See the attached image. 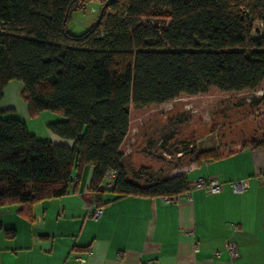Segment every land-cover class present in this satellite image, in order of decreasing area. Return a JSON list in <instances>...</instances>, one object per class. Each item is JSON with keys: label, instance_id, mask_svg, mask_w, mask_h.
Masks as SVG:
<instances>
[{"label": "trees", "instance_id": "obj_1", "mask_svg": "<svg viewBox=\"0 0 264 264\" xmlns=\"http://www.w3.org/2000/svg\"><path fill=\"white\" fill-rule=\"evenodd\" d=\"M88 1L0 0V114L11 110L1 108L6 87L20 81L29 114H61L47 129L67 141L41 139L19 117L0 115V207L64 196L87 166L97 204L108 190L180 196L189 189L185 173L146 185L127 177L121 145L131 106L212 87L254 90L264 81V0H102L100 19L81 35L69 33L71 12ZM247 145L264 147V136ZM223 149H194L193 159L237 151ZM110 171L116 179L107 187Z\"/></svg>", "mask_w": 264, "mask_h": 264}, {"label": "crops", "instance_id": "obj_2", "mask_svg": "<svg viewBox=\"0 0 264 264\" xmlns=\"http://www.w3.org/2000/svg\"><path fill=\"white\" fill-rule=\"evenodd\" d=\"M47 131L46 139L67 142ZM180 173L189 183L216 177L223 182L222 191L209 194L197 188L188 197L167 201L161 196L118 197L108 190L103 204H97L88 189L87 166L64 196L0 207V264H264V147L247 145L173 176ZM243 178L249 179V188L233 192L230 182ZM86 205L102 206L103 214L93 218ZM227 241L235 242L237 256Z\"/></svg>", "mask_w": 264, "mask_h": 264}, {"label": "rangeland", "instance_id": "obj_3", "mask_svg": "<svg viewBox=\"0 0 264 264\" xmlns=\"http://www.w3.org/2000/svg\"><path fill=\"white\" fill-rule=\"evenodd\" d=\"M103 5L102 0H89L82 9L72 11L67 31L81 35L89 30ZM13 82L1 107L14 109L0 115L19 117L30 131L46 139L47 123L64 117L48 110L31 116L21 85ZM263 136L264 81L254 90L224 92L212 87L206 93L181 94L162 104L131 106L130 128L121 151L127 177L146 185L189 168L195 163L194 149L220 144L223 151H234Z\"/></svg>", "mask_w": 264, "mask_h": 264}, {"label": "built area", "instance_id": "obj_4", "mask_svg": "<svg viewBox=\"0 0 264 264\" xmlns=\"http://www.w3.org/2000/svg\"><path fill=\"white\" fill-rule=\"evenodd\" d=\"M115 179H116V172L115 171L108 172L106 179H105L106 186L111 187L114 184ZM222 185H223V182L216 177L198 178L194 180L192 183H189V189L187 192L184 193V195H187L188 197L190 191L193 189H197V188H203L209 194H218L222 191ZM230 187L235 193L244 192L249 188V179L243 178V179L231 181ZM179 197H181V195L172 197V198H167V197H164V198L167 201H169V200H176ZM85 209L87 210L89 215L95 219H98L103 214L102 206L86 205ZM237 228L238 227L236 225H233L234 230H236ZM226 247L232 256H237L238 250H237V246L235 242L227 241Z\"/></svg>", "mask_w": 264, "mask_h": 264}, {"label": "water", "instance_id": "obj_5", "mask_svg": "<svg viewBox=\"0 0 264 264\" xmlns=\"http://www.w3.org/2000/svg\"><path fill=\"white\" fill-rule=\"evenodd\" d=\"M101 15H102V11H101V13H100L99 19H100Z\"/></svg>", "mask_w": 264, "mask_h": 264}]
</instances>
